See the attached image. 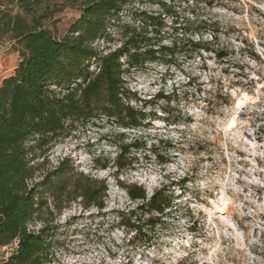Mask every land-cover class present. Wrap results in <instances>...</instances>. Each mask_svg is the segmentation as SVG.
Returning <instances> with one entry per match:
<instances>
[{
    "label": "clouds",
    "instance_id": "9594fccd",
    "mask_svg": "<svg viewBox=\"0 0 264 264\" xmlns=\"http://www.w3.org/2000/svg\"><path fill=\"white\" fill-rule=\"evenodd\" d=\"M185 7L205 12L210 24L223 22L219 34L209 28L190 38L230 55L217 60L204 51L193 62L171 69L176 77L171 84L184 85L179 102L168 106L175 113L151 107L147 111L166 119L179 116L180 122L145 121L155 123L157 131L143 134L146 147L134 170L117 178L125 190L116 189L105 208L81 213L72 206L36 224L37 235L46 223L60 233L53 264H264V0H215L212 9L196 2ZM253 33L259 35L258 43ZM249 37L246 49L242 42ZM22 47L19 37L0 32V59L19 55ZM92 47L101 55L108 49L103 39ZM251 52L261 58H250ZM174 90L168 86L169 92ZM248 93L259 105L237 104L242 96L248 100ZM80 145L82 153L94 151L83 141ZM129 192L141 195L133 199ZM73 214L90 216L87 223L92 226L80 220L69 224ZM9 255L0 247V262H7Z\"/></svg>",
    "mask_w": 264,
    "mask_h": 264
},
{
    "label": "trees",
    "instance_id": "16d2710c",
    "mask_svg": "<svg viewBox=\"0 0 264 264\" xmlns=\"http://www.w3.org/2000/svg\"><path fill=\"white\" fill-rule=\"evenodd\" d=\"M10 1L32 19L12 15L5 9L6 0H0V32H11L23 46L13 74L0 79V241L7 242L0 247L18 242L8 261L0 264H53L51 224L41 227L39 235L29 226L77 202L103 209L109 186L78 171L70 158L51 165L48 154L78 128L103 119L123 129L142 128L147 113L131 105L142 102L126 87L125 75L146 60L172 64L182 46L175 36L170 45L163 43L166 17L176 19L171 3L164 0L158 3L164 14L135 10L130 23L122 26V11L139 0H64L78 5L81 15L61 39L37 17L38 7L54 0ZM117 27L120 47L101 55L92 44L98 39L110 44ZM189 47L197 54L210 52L205 42L195 41ZM139 147L135 141L130 148ZM123 152L128 149L116 157L117 172L131 166L122 161ZM128 194L133 199L141 195ZM155 202L154 197V206Z\"/></svg>",
    "mask_w": 264,
    "mask_h": 264
},
{
    "label": "rangeland",
    "instance_id": "374dc122",
    "mask_svg": "<svg viewBox=\"0 0 264 264\" xmlns=\"http://www.w3.org/2000/svg\"><path fill=\"white\" fill-rule=\"evenodd\" d=\"M159 1L162 0L136 1L133 7L124 9L122 11V14L120 15V25L122 26L124 23H130V13L135 10L147 12L151 15L164 14L158 4ZM164 1L167 2L168 5L169 3H171L172 7L174 8V12L176 13V19L174 20L173 17L164 16L166 17L167 27L163 31V42L165 40L171 42L175 36V40L181 44L182 50L175 53L173 62L169 65H165L163 59L157 62H150L146 60V57H144V59L146 60V64L130 70V72L125 75V83L126 87H128L131 93L136 95V97L142 102H132L131 105L147 113V118L145 121H148L150 119L151 121H162L165 124L173 125L179 123L181 117L170 116L166 119L165 117L158 116L156 111L148 112L147 109L149 107H151L152 109L161 108L162 111L175 113L176 110L168 106L173 102H179L181 98L179 89L181 87H184V85L171 84L172 80L176 78L171 69H179L182 65L193 62L197 55L202 56L204 51L197 54L196 52H192L191 48L189 47L192 42H195L190 38L193 34H206L209 28L213 29L216 33L219 34L221 32V24L223 22L220 20H214L210 24L209 20L205 19V12L198 11L197 8L185 7V5L189 3L196 2L199 4L206 3L207 8L212 9L215 5V0ZM4 5L5 9H8V11L12 15L20 14L22 17L27 19V21H31L32 16L26 15L21 12L18 7L10 0H6ZM80 15L81 9L78 5L64 1L63 4L51 2L49 4H44L38 7L37 17L39 18V21H41L44 28L51 31L56 38L61 39L66 35L69 27L80 17ZM169 20H171V23H168ZM174 30L175 33L173 32ZM232 31H234V29L229 28V32ZM113 33L114 40L110 44H107L108 49L106 50V52L114 51L120 47V27L115 28ZM253 35H256V41L258 43L260 39L259 35L257 33H253ZM249 40L250 37L242 42L244 43L246 49ZM237 43H241V41L237 40ZM261 47H264V45H261ZM209 49L217 60H224L230 55V53L226 50L216 52L210 43ZM142 53H144V51ZM232 54H234V51ZM250 58H255L258 61L261 58L260 53L251 52ZM20 61V54L0 59V79H4L13 74ZM206 70L207 69L205 68V71ZM191 83L192 81H189V84ZM168 86H171L175 90L169 92ZM154 89H158V91H153ZM260 91H264V89H260ZM159 95H162V97L158 98ZM247 95L248 100H245L242 96L237 101V104L245 105L247 103L255 102L256 105H259L260 101L256 97H253L251 93H248ZM258 95L259 93H257V96ZM146 96H151V98L146 99ZM161 101L164 102L165 106L161 105ZM239 101H241V103H239ZM117 129L123 128L119 127L117 123L113 121H107L106 119L95 122V124H90L89 126L80 127L75 130V132H73L70 138L54 146L48 154V161L53 166H55L64 158H70L78 171L94 178L107 181L109 192L108 198L106 200V206L112 194L115 193L116 189H119L121 191L125 190L118 182L122 183L123 185L124 183L122 181H119L117 178L129 168H132L134 170L135 163L140 159V156L138 154L146 147V141L142 139L143 134L157 131L155 123L145 122L143 124V127L140 129H123V131H117ZM80 141H83L84 145L87 148L94 151L82 153L80 151ZM135 141H137L140 147L138 149L130 148L132 143H134ZM168 146L173 147L172 145ZM125 148L128 149V152H123L122 161L130 164L131 166L123 172H117L115 160L116 157L120 155V150ZM152 151L156 152L158 151V149L153 148ZM97 152L100 154L96 155ZM65 153H67V155H65ZM72 153H76V155L73 156ZM82 156H87V158L81 159ZM164 159L165 157L158 156V160H160L161 162H163ZM101 173H104V175H101ZM187 179L188 178L185 177L183 180L186 181ZM110 180L114 182H110ZM181 181L180 183H182ZM72 206L78 208L81 213L90 212L91 210V208H85L79 202L72 204ZM71 207L67 210L70 211ZM108 215V213H101V216L106 217ZM90 219V216H77L76 214H73L67 218L69 224H71L74 220H80L82 222V225L85 227L92 226L88 225L87 223ZM35 226L36 224L33 225L32 229L36 231ZM52 227L53 225H50L51 230L48 232V236L49 240L53 241L55 248L59 244L57 236L60 235V233H53ZM77 227L79 228V226ZM69 233L75 234L74 232H72L71 228L69 229ZM141 236L145 237V234L142 232ZM60 246L63 247L62 244ZM8 252L11 253V250H8Z\"/></svg>",
    "mask_w": 264,
    "mask_h": 264
},
{
    "label": "built area",
    "instance_id": "2783aa9c",
    "mask_svg": "<svg viewBox=\"0 0 264 264\" xmlns=\"http://www.w3.org/2000/svg\"><path fill=\"white\" fill-rule=\"evenodd\" d=\"M31 230H33L32 227H31ZM17 246H18V242H15V243L12 244L11 246L7 247V250H11V253H12V252H15L16 249H17Z\"/></svg>",
    "mask_w": 264,
    "mask_h": 264
},
{
    "label": "bare ground",
    "instance_id": "6f19581e",
    "mask_svg": "<svg viewBox=\"0 0 264 264\" xmlns=\"http://www.w3.org/2000/svg\"><path fill=\"white\" fill-rule=\"evenodd\" d=\"M239 103H241V101H239ZM241 105V104H240Z\"/></svg>",
    "mask_w": 264,
    "mask_h": 264
}]
</instances>
